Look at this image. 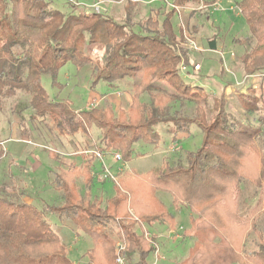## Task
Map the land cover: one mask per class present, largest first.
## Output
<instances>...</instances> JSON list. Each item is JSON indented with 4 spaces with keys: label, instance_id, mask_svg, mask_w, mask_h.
<instances>
[{
    "label": "trees",
    "instance_id": "trees-1",
    "mask_svg": "<svg viewBox=\"0 0 264 264\" xmlns=\"http://www.w3.org/2000/svg\"><path fill=\"white\" fill-rule=\"evenodd\" d=\"M188 1L172 0V5ZM51 4L52 0H0V112L7 108L25 120L22 113L28 110L36 130L43 125L71 140L83 134L87 141L89 127L95 126L101 132L100 140L90 147L119 151L124 164L133 156L134 143L157 146L161 142L156 131L160 124L171 125L174 136L170 142L175 146L176 133L189 134L192 126L201 130L202 143L195 150L185 151L173 164L165 161L143 174L125 168L118 172L121 163H117L113 168L119 175L117 181L106 178L102 182L112 181L114 194L104 200L94 195V201L80 191L78 183L82 177L89 189L96 184L92 159L76 149L70 158L79 157L81 164L72 160L65 165L59 157L67 154L46 147L48 155L57 161L52 176L57 202L49 204L40 199L41 206L22 203L19 195L0 184V264H78L68 256L67 246L53 231L47 215L62 223L69 221L75 233L88 235L92 246L85 252L86 264H117L115 241L125 246L126 264H151L147 258L157 247L152 238L144 236L148 233L144 226L173 219V212L156 200L158 191L170 195L171 206H184L190 213L182 235L194 242L187 256L175 264H264V243L255 251H245L255 220L246 225L227 219L245 220L232 197L241 181L264 188V156L254 141L259 130L238 122L221 98L180 77L183 54L177 53V46L182 33L180 26L177 32L171 22L174 6L161 19L159 13L155 12V17L149 13L133 25L129 18L131 1L124 3L127 19L121 24L104 12H75L69 3L68 12ZM236 8L249 30V37L238 41L245 47L240 54L243 70L262 73L264 0H239ZM94 45L105 49L103 66L94 69L97 79L112 82L132 74L141 77L146 70L156 78L145 86L140 81L126 86L132 92L127 108L113 110L105 99L100 107L72 110L66 102L50 99L43 88L41 76L49 75L55 85L59 69L68 62L78 67L92 64L90 50ZM209 45L215 48V40ZM244 105L250 112L256 110L248 102ZM116 121L121 122L111 124ZM257 122L264 123V116ZM3 155L0 149V160ZM262 202L257 199L252 211L264 207Z\"/></svg>",
    "mask_w": 264,
    "mask_h": 264
},
{
    "label": "rangeland",
    "instance_id": "rangeland-1",
    "mask_svg": "<svg viewBox=\"0 0 264 264\" xmlns=\"http://www.w3.org/2000/svg\"><path fill=\"white\" fill-rule=\"evenodd\" d=\"M74 1H76V3L90 2L89 0ZM97 1L101 2V12L106 13L114 22L120 24L127 19L126 8L124 6L126 1L134 2L133 7L131 5L130 9L132 14L129 17L130 23L133 25L145 19L149 13L154 17L156 13H159V19H161L167 9L172 7V0H151L153 2L150 0ZM238 1L239 0H189L179 6V9L175 8V12L171 17V22L175 31L179 32V26L181 29L182 40L179 41L177 46V53L183 54L179 66L184 65L185 67L179 70V75L186 82L196 86H203L206 90L204 91L210 93L211 96L214 95L217 98H221L224 103V108L232 109L234 118L238 122L258 129V137L254 139V141L260 156H264V123L260 124L257 122L259 116H264V101L262 99V95H264V71H262V73L256 72L247 74L243 70L240 54L243 53L245 47L240 45L238 41L245 40L244 38L249 37V30L243 15L236 8V3ZM68 3L74 6L75 12L84 10L82 6H76L78 4H72L68 2V0H52L51 5L59 10L69 12L70 9L67 7V5H69ZM200 6L202 7L199 8ZM188 39L195 43V46L198 48L197 50H190V41H188ZM210 40H215V48L210 47ZM94 48L100 51L101 55L91 58L92 64L83 65L82 67H78L70 62L64 64L58 71L55 85L52 83L49 75L45 74L41 76V84L50 99L64 101L72 110H79L89 106L90 108L100 107L106 99L105 102L112 104L114 107L113 110L119 111L120 109L127 108L131 102V88L129 87L130 92L126 90V86L132 84L130 82L140 81L145 86L156 79L151 75V70L143 72L141 77L133 76L132 74L131 78L127 76L112 82H106L101 78L97 79L94 69L96 68L98 71L99 68L103 66L105 49L100 45L91 47V49ZM194 63H198L200 69H193L192 65ZM102 96H107L108 99L105 98L101 103L94 104V107H92V102ZM143 99L147 100L148 96H144ZM245 102L252 104L256 110L252 112L248 111L245 108ZM9 114L10 112L7 108L0 112V136L4 138L7 137L10 129H13V126L9 122ZM22 115L26 118V125L28 127L33 126L31 120L28 119V110L24 111ZM120 122L121 121H116L111 124L117 126ZM39 126L43 129L49 140L45 141L43 138H41V142H32L30 140L26 152L20 157V160H23L28 154L34 153V157L29 156L28 159L30 162L26 163L31 170L27 175H24L23 187L25 189L26 184L31 189H40L39 191L41 194L36 198L45 199L44 202L51 204L57 202L56 197L58 192L52 184L54 178V175L52 178V173L57 166V161L49 157L45 148H56L58 149L56 150L58 153H69L66 155L68 159L65 158L63 154H60L59 157L60 161L65 163V165H69L73 162L70 158V154H72L74 150L77 149L79 150L78 152H81L88 149H96V147H90L89 144H97L100 140L101 132L95 126H91L89 127L90 136L87 141L83 137V134L76 135L72 137L71 140L70 137L58 136L57 132H53L50 129L48 130L44 128L45 126L43 125ZM35 127L37 128L36 125ZM171 129V125L160 124L156 126V131H158L161 137V142H159L157 146L146 144L142 141L134 143L132 158L123 164L125 169L134 170L139 174H143L154 167L162 166L165 161L169 164H173L177 157H183L185 151L195 150L202 143L201 130L192 126L189 129V134L183 132L176 133L175 137L178 141L175 146L174 143L170 142L171 138L174 136V132ZM179 147H181V151L178 150ZM63 158H65V160H62ZM91 161L93 170L100 171V164L94 161V159ZM75 162L76 164L80 163L79 159H76ZM110 162L112 163V161ZM248 162H251V159ZM115 166L116 164H112V168H115ZM2 167L5 170L10 169L13 172L16 170V173H19L18 170L20 169L19 167L16 169L15 165L9 163L8 159L4 160ZM115 171L116 169H112L114 175H116ZM118 178L119 175L117 176V179ZM102 182L103 180L97 181L96 184L89 189L88 186H85L82 177L78 179V183L81 186L80 191L88 196V198L93 199L91 201H94V195L104 200L114 194L115 189L113 182ZM240 184V187L233 189L232 197L237 201L238 211L241 212L243 216L245 215V220L242 221L239 218H234L232 221L234 223L236 221L237 224L248 225L251 223L250 219L255 220V224L250 229L245 244V251L251 252L257 250L260 244L264 243V207L261 205V207L255 211H252L257 199L260 198V200L263 201L262 204H264V188L257 189L254 183L247 180L241 181ZM14 188L18 189L17 186ZM27 190L30 189L27 188ZM86 190H88L87 193ZM256 190L258 192L257 195L254 196ZM88 192H90V194ZM155 198L156 200H160L164 206L175 215L172 222L167 220L168 226L172 224L171 227L169 226L168 233L172 232V235L179 234L177 238H179V240L180 238L182 239L183 229L186 228L189 223L190 215L188 210L182 206V210L179 211L171 206L170 195L165 192L158 191L155 194ZM34 203H36V201ZM38 204L41 206V203ZM81 207L85 208L86 204H81ZM250 211L253 213H250ZM129 212L132 213L130 208ZM46 220L51 223L53 231L60 235L63 243L67 246L68 256L73 258L78 264H86L87 257H85V252L92 246V241L88 235L84 232H80L79 234L75 233L73 230L75 227L71 222L67 221L62 223L53 215H47ZM180 223L183 226L182 228L179 226ZM156 225H159V223H155L152 226H144L150 235L149 237L154 240V244L157 247L156 252L149 254L147 258L148 262L151 264H175L183 260L187 256L190 247L193 245V242L189 240L191 238L186 239V241L182 239L181 241L183 242H173L174 240L172 241L166 237H155L154 230ZM159 229L163 234H167V228L163 225H159ZM116 243L117 241H115L114 255Z\"/></svg>",
    "mask_w": 264,
    "mask_h": 264
},
{
    "label": "crops",
    "instance_id": "crops-1",
    "mask_svg": "<svg viewBox=\"0 0 264 264\" xmlns=\"http://www.w3.org/2000/svg\"><path fill=\"white\" fill-rule=\"evenodd\" d=\"M90 52H91L90 55L92 58L97 57V56L99 57L101 55L100 51H98L96 48L90 50ZM105 98H107V96H102L99 99L94 100L92 102L91 106L94 107V104L101 103V101H103ZM87 108H90V106ZM8 116H9V122L13 126V129H10V132L8 133L7 137L4 138V137L0 136V149H2L3 153H4L3 157L0 160V182H1L0 184H3L1 186H3L8 192L16 193V195H19L18 200L21 201L22 203L39 205L38 204V203H40L39 200L42 198L37 199L36 197L41 194L39 191L40 189H31L26 184H25V189L23 187L24 175H27V173H29L31 170V168H29V165H27L26 163L30 162L28 157L29 156L34 157V153H30V155L28 154V156L25 157L23 160H20V157L23 156V154L26 152V148L29 145L30 140L32 142H38V141L41 142L40 141L41 138H43L45 141L49 140V139L41 127H38L40 129L39 131L36 130V127L34 125L31 127H28L26 125V121L22 120L18 114L11 112ZM66 154H69V153H66ZM17 158L19 161L17 160ZM65 158H63L62 160H65ZM75 158L79 159V161H80L79 157H74L71 160H74V162H75V160H76ZM6 159L9 160V163H11L12 165H15L16 169L18 167L20 168L18 170L19 173H16V170L13 172L10 169L9 170L3 169L2 166H3L4 160H6ZM79 164H81V161ZM79 164H77V165H79ZM55 170H56V167H55ZM53 174L54 173H52V176H53ZM13 186L14 187L17 186L18 189H15ZM27 188H29L30 190H27ZM14 191H16V192H14ZM97 193H98V191H97ZM35 201H36V203H34ZM177 210L181 211L182 206L177 208ZM189 215H190V213H189ZM174 216L175 215L173 214V219H174ZM173 219L170 222H172ZM227 219L229 222L233 223V221H232L233 219L231 216H227ZM159 225H163L164 227L167 228V234L166 235L163 234L161 231H159L160 230ZM159 225H156V227H155V230H154V232H155L154 236L155 237H158V238L166 237L168 239H171L172 241L174 240L173 242H175V241L183 242V241H181L182 239H185V241H186V239L191 238L189 236H187V237L182 236V239L180 238V240H179V238H177V236L179 234H177V235L173 234L172 235V234L168 233L169 232V226L171 227L172 224L168 226V222H167V223H159ZM179 226L181 228L183 227L181 223ZM189 240L191 242H194V240L192 238Z\"/></svg>",
    "mask_w": 264,
    "mask_h": 264
},
{
    "label": "built area",
    "instance_id": "built-area-1",
    "mask_svg": "<svg viewBox=\"0 0 264 264\" xmlns=\"http://www.w3.org/2000/svg\"><path fill=\"white\" fill-rule=\"evenodd\" d=\"M90 2L89 3H76V1L74 0H68V2L74 4H78L76 6H82L84 8L83 12H85L86 14H92V13H101V5H100V1H97V0H89ZM102 1V0H101ZM135 1V0H134ZM139 1V0H137ZM141 1V0H140ZM151 1V0H150ZM154 1V0H153ZM151 1V2H153ZM104 3V1H103ZM174 6V5H172ZM217 6V4H216ZM202 6H200L199 8H201ZM174 8H178L179 9V6H174ZM185 29V28H183ZM188 41H190L188 39ZM190 50L192 51L193 50H197V46H195V43L190 41ZM96 51V50H95ZM193 69L195 70H198L200 69V65L198 63H194L192 65ZM184 65H181L180 66V69H184ZM83 154H85L86 156H89L88 158L90 159H94L96 160L99 164H100V167H101V170L100 171H96V173H94V176L95 178L97 179V181H104L106 178H109L110 180H113V181H117V174L114 175L112 173V164H117V163H121L122 161V157L120 155L119 152H113V151H101V150H98V149H88V150H84V151H81ZM91 154V156H90ZM107 159H109L110 161H112V163L109 161L107 163ZM111 163V164H110ZM124 163L122 162L121 163V168L120 166L117 167V171L120 172L122 171L123 168H125V166H122ZM172 233V232H171ZM170 233V234H171ZM145 237L150 240V235L149 233L145 232L144 233ZM125 259H126V253H125V246L121 243V242H117L116 243V250H115V262L117 264H125Z\"/></svg>",
    "mask_w": 264,
    "mask_h": 264
}]
</instances>
